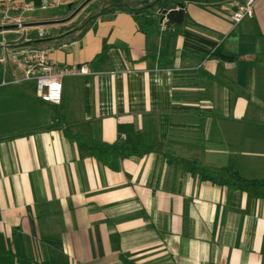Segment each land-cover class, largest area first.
Here are the masks:
<instances>
[{
    "label": "crops",
    "instance_id": "crops-1",
    "mask_svg": "<svg viewBox=\"0 0 264 264\" xmlns=\"http://www.w3.org/2000/svg\"><path fill=\"white\" fill-rule=\"evenodd\" d=\"M15 1L36 6L25 46L88 74L64 77L52 105L0 63V264H264V0L236 25L244 0L185 2L179 25L155 13V34L135 11L87 24L110 0L41 26L84 0ZM16 37L0 32V56ZM173 159L260 184L215 185Z\"/></svg>",
    "mask_w": 264,
    "mask_h": 264
},
{
    "label": "built area",
    "instance_id": "built-area-1",
    "mask_svg": "<svg viewBox=\"0 0 264 264\" xmlns=\"http://www.w3.org/2000/svg\"><path fill=\"white\" fill-rule=\"evenodd\" d=\"M259 0H244L236 5L231 15L233 24L242 20L254 18V8ZM66 0H41L38 6L41 10L56 9L64 5ZM36 6L31 2H16L15 0H0L1 25H13L12 32L17 34L12 43L2 44L0 63L6 68L12 63L11 79L9 83L18 85L23 82H33L36 97L52 105H59L62 97V79L66 76L86 75V66L59 67L49 60L47 50L28 48L25 44L27 37V19L25 15L31 13ZM163 28L164 24H161ZM37 36L45 37V33L38 29ZM6 69H4V72ZM7 84L3 81L2 85Z\"/></svg>",
    "mask_w": 264,
    "mask_h": 264
},
{
    "label": "trees",
    "instance_id": "trees-1",
    "mask_svg": "<svg viewBox=\"0 0 264 264\" xmlns=\"http://www.w3.org/2000/svg\"><path fill=\"white\" fill-rule=\"evenodd\" d=\"M224 1L226 0H142L140 2L142 6L139 9L131 10L129 6L126 4V2H124V0H110L109 7L103 8L96 15L91 16L87 20V24L93 21L98 15L105 13H112L115 10H123V11L125 10L128 12L135 11L134 13L138 14L139 16L137 20L141 25V29L146 33L155 34L158 32V28L155 24V20H153L152 17L154 16V18H157L158 12L169 4H174L178 2L183 4L185 2H195L203 5H208V4L218 5L220 3H223ZM155 13L157 16L155 15ZM85 28L86 25L81 29V32H83ZM217 55L219 56L220 54ZM220 57L225 58L227 60L230 59L229 57L226 56L224 57L223 55H220ZM102 147L107 148V146H102ZM112 148H116V146H112ZM122 148H123L122 152L124 155H144L151 150L150 148L143 147L141 145L134 146L132 148H125V147ZM107 149H110V147H108ZM171 162L180 164L188 172L192 173L193 175H197L200 178V180L210 181L211 183L219 186L227 185L238 190H244L260 184V182L244 181L239 178L233 180L226 179L221 172H216L210 169L203 168L199 166V164L195 161L173 159Z\"/></svg>",
    "mask_w": 264,
    "mask_h": 264
},
{
    "label": "water",
    "instance_id": "water-1",
    "mask_svg": "<svg viewBox=\"0 0 264 264\" xmlns=\"http://www.w3.org/2000/svg\"><path fill=\"white\" fill-rule=\"evenodd\" d=\"M91 0H84L68 17L65 19L55 21V22H44V23H39L35 24L37 26L41 25H47V24H52V23H65L71 20L75 15L81 11ZM70 8V6H68ZM158 15H160V23L164 24L165 27H170L172 25H179L182 23L183 18H184V4L183 3H174V4H169L162 8L159 12ZM14 26L13 25H0V32L1 31H9L13 30Z\"/></svg>",
    "mask_w": 264,
    "mask_h": 264
},
{
    "label": "rangeland",
    "instance_id": "rangeland-1",
    "mask_svg": "<svg viewBox=\"0 0 264 264\" xmlns=\"http://www.w3.org/2000/svg\"><path fill=\"white\" fill-rule=\"evenodd\" d=\"M82 2H78V3H76V4H73V6H72V4L71 5H69L70 6V10L69 11H71L70 13H68V14H64V17H63V19H65L66 17H68L80 4H81ZM132 3H133V1L130 3L129 2V4L130 5H132ZM106 4H107V2L105 1H103L102 3H101V8H105L104 6H106ZM94 5H89V6H86L82 11H81V15H79V17H77V19L72 23V24H75V25H77V24H79V23H81L82 21H83V19H84V15L85 14H87V13H89L90 15H92L93 14V7ZM0 67H1V64H0ZM13 68H14V66H13ZM7 76H9V78L7 77H4L5 78V80H9L10 79V75L7 73Z\"/></svg>",
    "mask_w": 264,
    "mask_h": 264
}]
</instances>
